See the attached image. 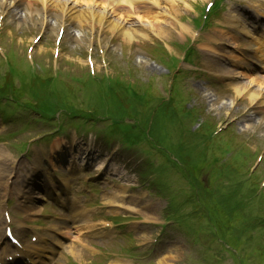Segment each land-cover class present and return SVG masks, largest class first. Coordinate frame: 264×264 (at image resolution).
<instances>
[{
	"label": "rangeland",
	"instance_id": "obj_1",
	"mask_svg": "<svg viewBox=\"0 0 264 264\" xmlns=\"http://www.w3.org/2000/svg\"><path fill=\"white\" fill-rule=\"evenodd\" d=\"M197 2L200 3V0H197ZM165 3L162 4V7H165ZM35 13V18L37 17L36 13L41 16L40 11L37 12L36 8L34 7L32 9ZM180 10H183L182 7H180ZM22 11V10H20ZM17 13L19 11L15 8H11V13L9 16H6V19L3 23V31L6 32V26L9 25V21L13 22L14 25H16L15 28H18L20 31H23L25 29V36L26 41L22 44L12 45L14 49H17L21 51V48L26 47L27 44H29L33 38V35L35 33V29L28 28L29 25H33L34 28L37 26L36 21L33 20V23H30L25 27L26 20H29V13L24 12L23 14L25 16L21 17L22 26L18 25L14 20L17 18ZM184 13H187L185 11ZM140 16H146V15H140ZM20 17L18 21H20ZM26 17V19H25ZM120 19L122 20V17L120 16ZM56 20V19H55ZM126 20L121 21V26L127 29V25L125 24ZM130 23L134 24L136 26V29H138V24L135 23V21H131ZM56 21H51L48 24V28L52 26V30L48 31V33H53L56 26ZM119 25V24H118ZM156 25V31H160V27L157 24ZM170 27L173 26V24H168ZM39 28V25H38ZM68 35H72V29L68 28ZM104 43L106 46H108V66L110 68V71L112 70H119L122 72L125 76H127L129 73L132 72L133 76H136L137 78H140L141 76L145 77H164L167 76L168 68L159 65L158 60L156 58V55L158 53L157 46H164L167 49V46L170 47L173 44L174 48L176 49L174 53H178L179 49V43L183 42V39L178 34V31H171L169 32L168 37H164V35H160L155 38H152L150 41L151 44H143L140 47V44L137 46H130V42L125 37H121L118 35H114L111 32L107 31L104 32ZM140 33L144 34V31H141ZM32 37V38H31ZM150 38V37H149ZM5 44L6 48L9 46L8 38L6 35H4V40H2ZM49 41V40H48ZM64 45L62 44V50L66 51V54H72V48L71 44H67V42H70L67 37L64 38ZM200 42H204L203 40ZM84 45L81 46L82 48V54L84 55L85 49L87 48V43L85 41L83 42ZM79 45V44H78ZM123 45V48H122ZM52 43H46L42 45L41 48L38 46L36 47V61H38L41 65L43 64H50V55L52 51ZM130 46V47H129ZM80 48V45H79ZM123 49V51L121 50ZM13 49V50H14ZM177 56L179 54H176ZM67 56V55H66ZM78 58V57H77ZM65 60L62 61L61 65V71L68 70L67 67H65ZM141 64V65H140ZM85 63L81 61V71L84 73L87 71L84 68ZM57 67H59V63L57 64ZM183 67L188 68L186 65H183L178 68V70L182 71L184 70ZM189 68H191V65H189ZM193 69V68H191ZM141 70V73H140ZM69 71V70H68ZM97 71H100V74L103 73V70L101 68H98ZM213 76L210 79H214ZM62 80L67 83L69 82L68 74L62 76ZM179 86L185 88L187 91L182 93L183 96H186L188 94V104L187 108H195V107H201L204 111V118L201 121L203 116L195 118L193 122L186 120L185 118H182L179 122H177L176 126H168L165 127L162 133L164 135H167L170 137L171 140H173L174 143L179 142H185L184 140L186 137L190 136L188 131L190 129L195 130L201 127L202 122H205L206 120H209L212 124H215V129L217 128L218 132L221 129H224L225 126L228 124V131L231 130V132L227 135L230 136V140L234 139V143L236 144V147L234 148V151L232 153L236 155H240V149L238 148L239 145H241L243 148L248 146L252 152L256 150L257 148H260L263 146L262 142L264 141V112L260 110L259 106H254L252 100L249 98H242L237 97L236 93L230 94V98L232 99L233 103H222L220 97L227 96L228 93H230L233 88L231 86H222L215 88L216 90H222L225 95L218 96V94L215 92L213 88H205L203 85H201L200 80L195 78L191 79V81H186L185 79H180L178 82ZM230 87V88H229ZM254 88V87H252ZM214 94L217 95V97L214 96ZM219 97V98H218ZM227 131V132H228ZM226 132V133H227ZM225 133V132H224ZM225 140L229 141V137H225ZM220 138V137H218ZM232 141V140H231ZM223 144V141L218 143L217 140L215 141L213 152L218 151V146H221ZM218 145V146H217ZM246 145V146H245ZM142 147V150L144 151V161H147L148 158L152 157L153 151L152 149H149L145 143L140 144ZM257 151V150H256ZM232 155V154H231ZM249 161V160H248ZM264 164V161L263 163ZM246 191L250 192V189L246 188ZM167 201V200H166ZM168 203V202H167ZM171 204V203H170ZM175 215L183 216L182 211L179 209L176 211ZM183 218V217H182ZM194 262L195 264H198L199 261H201L202 257V250H196ZM202 264H204L202 260Z\"/></svg>",
	"mask_w": 264,
	"mask_h": 264
},
{
	"label": "bare ground",
	"instance_id": "obj_2",
	"mask_svg": "<svg viewBox=\"0 0 264 264\" xmlns=\"http://www.w3.org/2000/svg\"><path fill=\"white\" fill-rule=\"evenodd\" d=\"M117 1H119V0H30L29 3H34V5H38L39 7L42 8L41 11L46 12V13L47 12L49 13L52 10L51 8H55V9L61 8L62 9V7H63V9H62V13L64 14L63 16H61L60 13H56L54 11L57 14V17H58L57 19L60 20L61 22H62L63 18L68 19L69 17H71L73 19L75 16V12H76L75 17L80 18V19H78L80 23L87 21V20H88V22H91V21L93 22V20H94V22H97L99 24H103L104 20L107 21V16L105 14L104 6H106L107 3H109L110 5H112L110 8L116 9L117 8V4H116ZM135 1H139V0H133L132 2H135ZM178 1H182V0H173V3H176ZM79 4H82L81 5L83 7L82 10H76V6ZM73 5L75 6V8ZM101 5L103 6L102 9L99 7ZM135 8H136L135 6H132L131 10L135 9ZM29 12H30V10H29ZM54 12H52V14H54ZM52 14L51 15L47 14V15L49 17L50 16L52 17ZM47 22H50V19H47ZM236 28L238 29L239 32H243L246 30L245 26H238V27L236 26ZM255 77H256L254 80L255 83L256 82H262L260 85H261V87H263L264 86V77L258 76V75L257 76L255 75ZM230 79H233V77H230ZM237 89H238V93L240 94L242 92V90H240V88H237ZM258 94H260V92L255 93L254 97L255 98H256V96L259 97ZM262 99H261V101H262ZM65 155L66 154H64L63 156H65Z\"/></svg>",
	"mask_w": 264,
	"mask_h": 264
}]
</instances>
